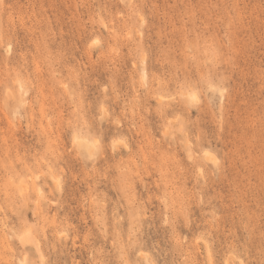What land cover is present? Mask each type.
I'll list each match as a JSON object with an SVG mask.
<instances>
[{
	"label": "rangeland",
	"instance_id": "rangeland-1",
	"mask_svg": "<svg viewBox=\"0 0 264 264\" xmlns=\"http://www.w3.org/2000/svg\"><path fill=\"white\" fill-rule=\"evenodd\" d=\"M0 264H264V0H0Z\"/></svg>",
	"mask_w": 264,
	"mask_h": 264
}]
</instances>
